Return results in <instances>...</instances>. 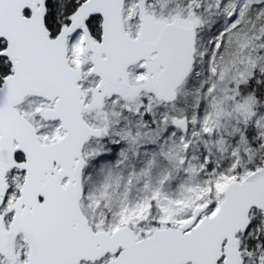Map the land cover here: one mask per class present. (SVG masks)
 I'll use <instances>...</instances> for the list:
<instances>
[{
    "label": "snow or ice",
    "instance_id": "obj_1",
    "mask_svg": "<svg viewBox=\"0 0 264 264\" xmlns=\"http://www.w3.org/2000/svg\"><path fill=\"white\" fill-rule=\"evenodd\" d=\"M0 264H264V0H0Z\"/></svg>",
    "mask_w": 264,
    "mask_h": 264
}]
</instances>
